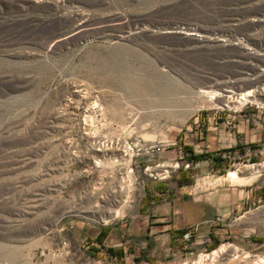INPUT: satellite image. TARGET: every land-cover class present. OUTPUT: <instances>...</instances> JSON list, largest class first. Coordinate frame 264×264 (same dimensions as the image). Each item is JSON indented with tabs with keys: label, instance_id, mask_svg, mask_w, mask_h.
<instances>
[{
	"label": "rangeland",
	"instance_id": "rangeland-1",
	"mask_svg": "<svg viewBox=\"0 0 264 264\" xmlns=\"http://www.w3.org/2000/svg\"><path fill=\"white\" fill-rule=\"evenodd\" d=\"M256 81L264 84V0H0V264H177L222 245L239 254L212 264H264V197L233 215L224 238L175 244L174 255L144 246L131 259L124 245L73 237L77 225L101 236L145 232L142 217L154 225L180 182L186 191L222 176L184 157L194 154L196 129L224 118L200 91L242 92ZM247 105L252 112L256 103ZM98 147L110 149L91 153ZM124 150L171 168L128 186L112 208L122 213L104 223L89 207L105 167L68 161ZM239 175L249 184V171ZM254 179L264 194V174ZM118 189L108 184V193ZM83 203L85 213L68 209Z\"/></svg>",
	"mask_w": 264,
	"mask_h": 264
},
{
	"label": "crops",
	"instance_id": "crops-1",
	"mask_svg": "<svg viewBox=\"0 0 264 264\" xmlns=\"http://www.w3.org/2000/svg\"><path fill=\"white\" fill-rule=\"evenodd\" d=\"M228 114L224 111V118H217L215 121L212 117L206 129L195 130L196 141L192 143L194 155L203 156H184L190 159L192 167L205 165L211 174L223 170L222 176L205 186L194 185L186 191L180 190L183 189L180 182L178 190H170L165 194L167 199L158 204L159 215L154 225L149 227L148 219L142 217V222L146 223L145 232L120 235L108 233L101 236L99 230H89L90 228L77 225L78 233L73 237L77 241H83L88 236L100 237L98 243H101L102 248L112 241L114 244L109 247L124 245L133 251L129 255L131 259L137 257V250L144 246L151 248L154 253L159 247L166 246L174 255L171 247L182 243V233L190 228H196L194 235L197 239L191 249L206 247L213 240L224 238V231L230 226L233 215L255 197H259L258 201L264 197V194L259 193L261 186L257 179L251 178L248 180L249 184L227 179L231 170L238 173L241 171V167H238L241 161L256 163L264 158V114L255 108L252 112L248 108L237 110L233 128L226 125ZM255 188L259 190L255 191ZM200 241L204 243L199 244Z\"/></svg>",
	"mask_w": 264,
	"mask_h": 264
},
{
	"label": "built area",
	"instance_id": "built-area-1",
	"mask_svg": "<svg viewBox=\"0 0 264 264\" xmlns=\"http://www.w3.org/2000/svg\"><path fill=\"white\" fill-rule=\"evenodd\" d=\"M258 83H259L258 86L262 85L260 84V81H258ZM244 108H248L247 103L243 104V106H241L239 109L224 108V111H227L229 113L228 118L226 120V125L228 128L234 127L236 121L235 114L237 110H242ZM255 109L261 111L262 114H264V104L263 105L256 104ZM123 153L124 156H74L68 161L69 163H73L75 161L80 164L83 163L90 164L96 168L105 167V175L101 176V178L98 179V181L95 184V187L93 186L94 192L92 194L96 195L95 198L98 203H95L92 207H89V214H91L92 216L101 215L104 218H108V216L111 215V211H114V209L112 208L116 206L117 200H121L120 198L121 186H132V190H133V184L135 182L141 184L143 177L147 175V172H149L150 169H152V167L146 164L148 158L152 156H133L126 150H124ZM255 165H259L261 167L260 171L257 172L256 174H258L259 176L264 174V159L258 163H254L250 161L243 162L242 164H239L238 167H253ZM150 175L154 176V178L155 176H158L157 174L155 175L150 174ZM110 182H119V190L117 193H108V184ZM86 197L87 196H81L80 199H85ZM84 206L85 205L83 203V204H78L77 206L75 205L70 208L68 207V209H72L73 212L76 211L78 213H85L86 211H84L85 208ZM91 208H96L97 212L95 214L90 213ZM112 220L113 219H111L110 221ZM195 231L196 228H190L185 232H183L181 235L182 243H184L189 248H191L194 245V243H196L197 241L194 235ZM203 243L204 241L199 242V244H203ZM213 251L210 252L205 251L204 253L201 254V257L203 256V258H206ZM201 257L198 256L196 260H182L177 264H199V261L202 260L200 259Z\"/></svg>",
	"mask_w": 264,
	"mask_h": 264
},
{
	"label": "bare ground",
	"instance_id": "bare-ground-1",
	"mask_svg": "<svg viewBox=\"0 0 264 264\" xmlns=\"http://www.w3.org/2000/svg\"><path fill=\"white\" fill-rule=\"evenodd\" d=\"M183 35H186V36H194L198 41L201 40L202 42V38H203V35L201 34H198V33H194V32H184V33H181ZM204 40V39H203ZM211 40H214V39H211ZM121 75V74H120ZM127 77V76H126ZM124 77V78H126ZM118 78V77H117ZM115 78V81L116 79ZM121 78V77H120ZM133 78V77H132ZM138 78V77H136ZM122 79V78H121ZM121 79H118V80H121ZM129 79V78H128ZM141 79V78H140ZM130 80V79H129ZM139 80V79H138ZM137 80V81H138ZM254 80V79H253ZM125 81V79H124ZM142 81V80H141ZM250 81H252V79H250ZM119 82V81H117ZM127 82V81H126ZM132 82H134L132 80ZM130 82V84L132 83ZM140 82V81H139ZM258 83V81H256ZM254 82V83H256ZM137 85L139 86L138 82H136ZM142 83V82H141ZM249 83V82H248ZM247 83V84H248ZM116 84V83H115ZM125 84V82L123 83ZM128 84V82L126 83ZM128 84V85H130ZM135 83H133L134 85ZM144 85V83H142ZM132 85V86H133ZM146 85V84H145ZM144 85V86H145ZM248 85H252V84H248ZM255 85V84H254ZM141 86V84H140ZM127 87V86H126ZM130 87V86H129ZM128 87V89H129ZM241 87V86H240ZM243 87V86H242ZM247 87V86H246ZM131 88V87H130ZM142 89V86L138 88L139 89ZM224 88V87H223ZM249 88V89H248ZM126 89V88H125ZM150 89V88H149ZM234 85H229L227 84L226 85V88L222 90V92H217V91H214V90H201L200 93H201V97H204L205 98V101L209 102V103H213V104H216V105H219L221 108H228V109H235L237 108L238 106L240 105H243L245 103H256V104H259V105H263L264 104V84L258 86V85H255L254 88H250V87H247V89L245 90L244 88V91L242 92H235L234 90ZM137 90V88H136ZM145 90V89H144ZM143 91V90H142ZM155 91V89H154ZM158 91V90H157ZM140 92V91H139ZM159 92V91H158ZM150 93V92H149ZM199 93V94H200ZM159 94V93H158ZM200 96V95H199ZM200 97V98H201ZM198 100V98H197ZM163 103V102H162ZM165 103V102H164ZM200 103V101H199ZM168 104V103H167ZM207 105V104H206ZM212 107V106H211ZM112 143V141H111ZM109 144V143H108ZM98 145V144H97ZM121 145V144H120ZM105 146V145H104ZM111 146V145H110ZM101 147V146H100ZM108 147V145H107ZM105 147V148H107ZM95 148V147H94ZM110 149V147H109ZM109 149H92L91 150V153L93 154H105L104 152H106V150H109ZM112 149V148H111ZM118 149V147H117ZM113 150V149H112ZM111 150V152H112ZM108 152V151H107ZM119 152V151H118ZM90 153V154H91ZM114 153H115V150H114ZM94 156V155H93ZM165 165V164H164ZM176 166V165H175ZM159 167V166H158ZM173 167V166H172ZM168 168H171V166L169 165H166V166H160L159 168H154V169H150V171L152 173H155L157 175H163V174H166L168 173ZM175 168V167H174ZM242 168V167H241ZM260 166L259 165H255L253 167H245L244 170H246L247 172L249 171V177L246 179V180H250L251 178L254 177V175L260 171ZM242 173H243V170H241ZM240 171V172H241ZM154 174V175H155ZM246 178L245 176H241L239 175L238 172L236 171H230L227 175V179L229 180H242ZM245 180V179H244ZM119 190V189H118ZM118 190H113L111 193H117ZM129 193V190H128V186H121V190H120V198L123 197L124 199H121L120 202H124V200L126 201V199H128L127 195ZM124 205V204H123ZM125 207V206H124ZM120 210H114V211H111V215L108 216V218H104V217H101V221L104 222V223H108L111 219H114L116 218L119 214H120ZM122 213V212H121ZM230 251H233L234 254H239L236 253V248H232L231 245H222L220 246L217 250L213 251L211 254H209L206 258H203V256L200 258L202 260L199 261V264H202L203 262H207V264H212L213 262H216L219 261V260H223L225 256L229 255ZM239 251V250H238ZM229 253V254H228ZM225 255V256H224ZM233 255V254H232ZM231 256V255H230ZM239 257V255H238ZM228 258V257H227ZM231 259V258H230ZM235 259V257H234ZM232 260V259H231ZM228 261L230 262V260L228 259ZM261 261V260H260ZM223 262V261H222ZM229 262H227V264H230ZM261 262L264 263V260H262ZM219 263V262H218ZM221 263V262H220ZM225 263V261H224ZM223 263V264H224ZM206 264V263H205Z\"/></svg>",
	"mask_w": 264,
	"mask_h": 264
},
{
	"label": "trees",
	"instance_id": "trees-1",
	"mask_svg": "<svg viewBox=\"0 0 264 264\" xmlns=\"http://www.w3.org/2000/svg\"><path fill=\"white\" fill-rule=\"evenodd\" d=\"M193 156H203V155H194V154H193ZM208 156H211V155H208ZM187 159H189V158L187 157ZM189 160H190V159H189Z\"/></svg>",
	"mask_w": 264,
	"mask_h": 264
}]
</instances>
